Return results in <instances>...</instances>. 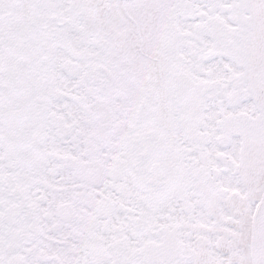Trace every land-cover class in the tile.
Returning a JSON list of instances; mask_svg holds the SVG:
<instances>
[{
	"label": "snow or ice",
	"instance_id": "obj_1",
	"mask_svg": "<svg viewBox=\"0 0 264 264\" xmlns=\"http://www.w3.org/2000/svg\"><path fill=\"white\" fill-rule=\"evenodd\" d=\"M0 264H264V0H0Z\"/></svg>",
	"mask_w": 264,
	"mask_h": 264
}]
</instances>
